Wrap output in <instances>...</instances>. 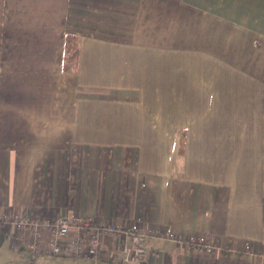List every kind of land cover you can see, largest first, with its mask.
Returning a JSON list of instances; mask_svg holds the SVG:
<instances>
[{
	"label": "crops",
	"instance_id": "1",
	"mask_svg": "<svg viewBox=\"0 0 264 264\" xmlns=\"http://www.w3.org/2000/svg\"><path fill=\"white\" fill-rule=\"evenodd\" d=\"M15 213L152 227L143 264H264V0H0V247L28 249ZM100 241L32 259L134 264Z\"/></svg>",
	"mask_w": 264,
	"mask_h": 264
},
{
	"label": "built area",
	"instance_id": "2",
	"mask_svg": "<svg viewBox=\"0 0 264 264\" xmlns=\"http://www.w3.org/2000/svg\"><path fill=\"white\" fill-rule=\"evenodd\" d=\"M9 220L18 232L12 237V245L24 246L33 255L42 253L65 254L99 258L102 254L101 234L107 239H119L121 246L116 250L120 261L143 264L148 255L147 239L156 234L152 227L133 225L103 224L84 217L62 214L55 219L38 220L34 217L15 213ZM162 235L182 242L187 250L212 254L215 248L201 238H189L177 231L163 232Z\"/></svg>",
	"mask_w": 264,
	"mask_h": 264
},
{
	"label": "rangeland",
	"instance_id": "3",
	"mask_svg": "<svg viewBox=\"0 0 264 264\" xmlns=\"http://www.w3.org/2000/svg\"><path fill=\"white\" fill-rule=\"evenodd\" d=\"M40 256H36L39 258ZM0 264H39L32 259V253L28 249L14 248L9 241L0 247Z\"/></svg>",
	"mask_w": 264,
	"mask_h": 264
},
{
	"label": "trees",
	"instance_id": "4",
	"mask_svg": "<svg viewBox=\"0 0 264 264\" xmlns=\"http://www.w3.org/2000/svg\"><path fill=\"white\" fill-rule=\"evenodd\" d=\"M71 37H68V43H67V53H68V59L73 62L74 55L76 54V42L75 40ZM70 63V62H69ZM70 65V64H69Z\"/></svg>",
	"mask_w": 264,
	"mask_h": 264
}]
</instances>
